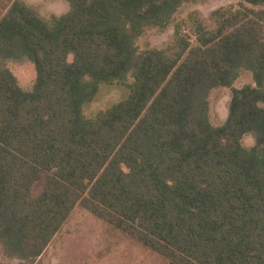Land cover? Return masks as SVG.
<instances>
[{
  "label": "trees",
  "instance_id": "16d2710c",
  "mask_svg": "<svg viewBox=\"0 0 264 264\" xmlns=\"http://www.w3.org/2000/svg\"><path fill=\"white\" fill-rule=\"evenodd\" d=\"M65 1L46 19L12 0L0 17L4 255L35 264L79 205L166 264H264V0L209 19L178 18L203 0ZM169 28L140 49L147 31ZM23 59L36 72L29 90L6 66ZM243 73L253 83L234 87ZM101 84L128 94L87 117ZM220 87L230 100L215 126Z\"/></svg>",
  "mask_w": 264,
  "mask_h": 264
},
{
  "label": "rangeland",
  "instance_id": "374dc122",
  "mask_svg": "<svg viewBox=\"0 0 264 264\" xmlns=\"http://www.w3.org/2000/svg\"><path fill=\"white\" fill-rule=\"evenodd\" d=\"M11 1L0 0V17ZM26 1L34 5L46 19L51 15L63 14L69 9L65 0ZM236 4L237 0H203L200 3L185 4L178 18L185 19L189 12L196 10L203 18L209 19L211 12L215 9L229 5L236 6ZM172 32V28L162 33L149 30L141 38L139 47L143 49L145 45L159 46L170 37ZM183 32L190 35L194 44V36L190 32L189 25H184ZM6 66L23 89L32 88L36 72L29 60H9ZM248 83H253L251 76L248 73H243L233 86L241 87ZM127 94L128 89L124 85L101 84L95 97L85 104L84 113L87 117H91L98 111L125 98ZM209 99L210 122L215 126L220 125L227 117L230 88L220 87L213 90ZM242 144L244 147L252 146L254 144L252 136H244ZM43 184L44 177L33 185L32 194L35 196L40 194ZM18 263L19 260L16 258H9L4 255L0 244V264ZM35 264H166V260L114 230L106 222L77 205Z\"/></svg>",
  "mask_w": 264,
  "mask_h": 264
}]
</instances>
